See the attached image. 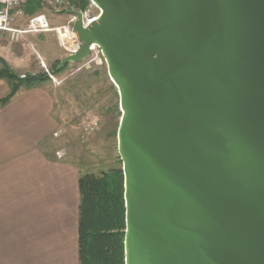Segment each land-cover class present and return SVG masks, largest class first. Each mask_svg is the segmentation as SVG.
Returning <instances> with one entry per match:
<instances>
[{
    "label": "water",
    "instance_id": "1",
    "mask_svg": "<svg viewBox=\"0 0 264 264\" xmlns=\"http://www.w3.org/2000/svg\"><path fill=\"white\" fill-rule=\"evenodd\" d=\"M121 115L124 264H264V0H92Z\"/></svg>",
    "mask_w": 264,
    "mask_h": 264
},
{
    "label": "crops",
    "instance_id": "2",
    "mask_svg": "<svg viewBox=\"0 0 264 264\" xmlns=\"http://www.w3.org/2000/svg\"><path fill=\"white\" fill-rule=\"evenodd\" d=\"M8 90L0 78V98ZM11 100L0 105V264H79L80 171L41 148L56 120L12 114Z\"/></svg>",
    "mask_w": 264,
    "mask_h": 264
},
{
    "label": "rangeland",
    "instance_id": "3",
    "mask_svg": "<svg viewBox=\"0 0 264 264\" xmlns=\"http://www.w3.org/2000/svg\"><path fill=\"white\" fill-rule=\"evenodd\" d=\"M38 11L47 15L51 26L64 24L69 13L67 10L55 13L47 5ZM18 24L23 27L24 19ZM65 55L54 31L26 33L18 41L5 35L0 37V57L14 71L19 74L48 71L50 78L38 86L22 88L18 98L11 100V112L25 110L27 117L56 120L54 129L40 141L41 148L50 160L76 166L80 176L121 167L117 150L119 95L108 76L104 58L89 68L83 66V61L70 62L53 74L50 70L53 62H60Z\"/></svg>",
    "mask_w": 264,
    "mask_h": 264
},
{
    "label": "trees",
    "instance_id": "4",
    "mask_svg": "<svg viewBox=\"0 0 264 264\" xmlns=\"http://www.w3.org/2000/svg\"><path fill=\"white\" fill-rule=\"evenodd\" d=\"M45 4L41 0H27L26 14H32ZM80 7H84L81 3ZM56 60L50 69L53 74ZM0 78L8 81L9 90L0 98L5 105L20 88H31L49 81L46 71L19 74L0 57ZM80 193L78 213L79 264H124L125 206L123 172L121 167L110 168L99 174L87 172L78 179Z\"/></svg>",
    "mask_w": 264,
    "mask_h": 264
},
{
    "label": "built area",
    "instance_id": "5",
    "mask_svg": "<svg viewBox=\"0 0 264 264\" xmlns=\"http://www.w3.org/2000/svg\"><path fill=\"white\" fill-rule=\"evenodd\" d=\"M27 0H0V37L6 36L9 40L18 41L26 33H40L54 31L59 45L66 54L74 53L79 48V39L73 30V24L77 16L68 13V18L64 24L51 26L47 15L44 12L36 11L26 14L24 5ZM42 3L51 7L55 13L63 10H79L82 14V25L87 27L100 14L99 7L92 0H41ZM81 3L84 7H80ZM24 19V26L18 23ZM90 53L83 60V66L89 68L101 63V50L97 44L89 46ZM48 72V71H47Z\"/></svg>",
    "mask_w": 264,
    "mask_h": 264
}]
</instances>
